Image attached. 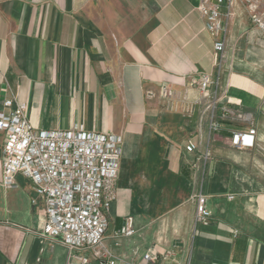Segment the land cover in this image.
<instances>
[{
	"label": "crops",
	"instance_id": "obj_1",
	"mask_svg": "<svg viewBox=\"0 0 264 264\" xmlns=\"http://www.w3.org/2000/svg\"><path fill=\"white\" fill-rule=\"evenodd\" d=\"M232 2L216 67L198 0H0V111L11 99L35 130L77 126L124 146L147 131L165 139L148 150L146 174L115 180L104 244L116 264H143L144 254L150 264H264V31L251 19L264 23V0ZM200 73L216 80L213 112L197 103ZM163 85L178 94L176 110L157 98ZM211 113L220 128L205 150ZM249 128L254 146L233 147L231 134ZM5 140L0 131V264H68L67 248L41 236L44 203L31 182L17 174L15 188L1 186ZM206 151L204 179L192 164ZM140 187L168 188V198L157 189L146 198ZM199 187L204 221L192 198ZM127 217L134 235H117Z\"/></svg>",
	"mask_w": 264,
	"mask_h": 264
},
{
	"label": "built area",
	"instance_id": "obj_2",
	"mask_svg": "<svg viewBox=\"0 0 264 264\" xmlns=\"http://www.w3.org/2000/svg\"><path fill=\"white\" fill-rule=\"evenodd\" d=\"M232 1L198 0L197 9L205 19V28L213 41L214 63L218 66L225 50V24L231 16ZM242 1L249 6L254 4V0ZM251 19L261 25L255 13ZM215 83L210 74L200 73L197 77V103L204 106V112H213L219 101L211 93ZM158 96L171 110L177 109L179 96L169 86H161ZM2 106L0 131L5 132L6 140L1 155V186L15 188L17 174L31 182L32 191L44 203L45 224L41 236L56 240L67 248L68 264H91V258L97 264H116L115 257L105 247L104 237L123 156L121 138L85 132L77 126L70 130H35L23 106L11 99L5 100ZM192 107L187 102L181 110L189 115ZM213 117L211 113L209 139L219 131ZM255 135L254 128L236 131L230 137L231 145L237 149L252 147ZM185 150L194 154L197 144L187 140ZM208 156L207 151L197 156L192 168L200 170L201 161H206ZM195 200L198 218L204 221L210 216L206 209L207 199L199 194ZM117 235H134L131 217L124 219ZM142 262L150 264L153 259L144 254Z\"/></svg>",
	"mask_w": 264,
	"mask_h": 264
},
{
	"label": "rangeland",
	"instance_id": "obj_3",
	"mask_svg": "<svg viewBox=\"0 0 264 264\" xmlns=\"http://www.w3.org/2000/svg\"><path fill=\"white\" fill-rule=\"evenodd\" d=\"M261 25H262V30L264 31V23H262ZM258 26H260V25H258ZM215 66L218 67V65H215ZM151 93L152 92H149V91L146 92V96L148 98H154L156 95L153 93H152L153 94L152 95ZM212 94L214 95V93H212ZM158 97L159 96L157 93V98ZM217 98L219 99V97H217ZM213 123L219 125V123H216L215 121H213ZM219 128H220V126H219ZM208 132H209V130H208ZM216 134H219V131L217 133L213 134L210 139L206 138V137L203 139L202 144L204 147H206L205 150L206 149L209 150V146H207L208 142L210 145L211 141L213 144V142L216 140L214 138ZM164 141H165V139L161 135L160 132H157L156 137L154 138V137H151L150 132L147 131V132H143L141 135L138 136L137 140H133V142L129 143L126 146H124V144L122 142L123 156H122V159H121L120 164H119L118 175L116 178V179H118L117 181H119V183H120L124 179H129L131 177L132 173L137 174V179L141 178L144 173L146 174L145 162H146V159L149 157L147 155L148 150L153 149L157 145L158 146L164 145ZM253 146H254V142H253L252 147ZM204 153L200 154V155L202 156V155H204ZM209 158H210V155L208 156L207 161H201V163L208 162ZM198 172L200 173L199 176L203 177L204 179L208 173L207 170H198ZM241 173L242 174L244 173L245 175L248 176L251 172L241 171ZM155 189H157V191L158 190L161 191L158 198H168V193H169L168 188H162V190H161V188L158 189L157 187H146V188L140 187V190H143L144 193L146 194V196H147L146 198H154L153 193H154ZM254 189H258V188H254ZM198 191L199 192L194 194V196L192 197V198H194V200L199 194L204 196L206 199L208 198L206 195L203 194L202 188L199 187ZM227 198H232V196H228ZM262 198H264V139H262ZM195 202H196V200H195Z\"/></svg>",
	"mask_w": 264,
	"mask_h": 264
}]
</instances>
